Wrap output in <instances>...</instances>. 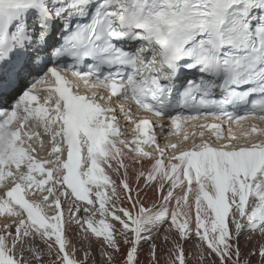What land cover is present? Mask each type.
Masks as SVG:
<instances>
[{
	"label": "snow or ice",
	"instance_id": "1",
	"mask_svg": "<svg viewBox=\"0 0 264 264\" xmlns=\"http://www.w3.org/2000/svg\"><path fill=\"white\" fill-rule=\"evenodd\" d=\"M0 264H264V0H0Z\"/></svg>",
	"mask_w": 264,
	"mask_h": 264
},
{
	"label": "bare ground",
	"instance_id": "2",
	"mask_svg": "<svg viewBox=\"0 0 264 264\" xmlns=\"http://www.w3.org/2000/svg\"><path fill=\"white\" fill-rule=\"evenodd\" d=\"M141 259L144 260V256H141Z\"/></svg>",
	"mask_w": 264,
	"mask_h": 264
}]
</instances>
